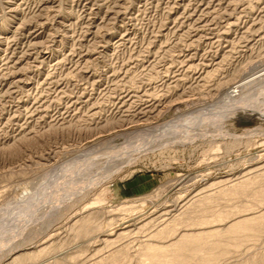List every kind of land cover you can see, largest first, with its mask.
I'll list each match as a JSON object with an SVG mask.
<instances>
[{
    "label": "rangeland",
    "instance_id": "obj_1",
    "mask_svg": "<svg viewBox=\"0 0 264 264\" xmlns=\"http://www.w3.org/2000/svg\"><path fill=\"white\" fill-rule=\"evenodd\" d=\"M259 193L264 0H0V264H149ZM207 244L264 264V223Z\"/></svg>",
    "mask_w": 264,
    "mask_h": 264
},
{
    "label": "bare ground",
    "instance_id": "obj_2",
    "mask_svg": "<svg viewBox=\"0 0 264 264\" xmlns=\"http://www.w3.org/2000/svg\"><path fill=\"white\" fill-rule=\"evenodd\" d=\"M109 150H111V149L109 148ZM116 150H119V152H122V153H123V151H125V150H122L120 148L114 147L113 151H115V152H113L112 154H115L116 152H118ZM243 188L244 187H242V189ZM237 189H238L237 187L233 188L232 190H229V192L235 193V191ZM236 192H238V190ZM254 196L259 197V198H261V197L264 198V194H261V193L256 194ZM263 223H264V208L262 210H260V212H258V213L256 212V213L246 214V215H244V217L242 219L232 220L229 223H227L225 226H223V228L222 227L220 228V226H218V227H216V226L205 227V228L199 227L200 225L205 224V223H202V219L199 218L198 220L195 221V223L193 222V225H196L197 228H195V229L189 228V229L183 230L182 232H180V234L178 233L179 235L177 237H174V239H172L171 241L166 242V243L163 242L164 244H154V243L153 244L149 243V245L147 244L145 255L148 257V259H150L149 264H192V262H196V261H201V262L216 261L218 259L217 256L213 255V253L211 252V249L208 248V247H210L207 244V238L209 236L219 235L220 233H222V231L227 232V233H239L243 230H248V229L260 230L263 227ZM190 224H192V223H190ZM193 225H191V226H193ZM177 231H179V230H177ZM202 241L204 242V244L200 245L202 243ZM206 253L210 254V255L209 256L204 255ZM25 254H27V253H24V255ZM30 254H32V253H30ZM24 255L22 253L21 255L14 256L13 262H18V261L25 259ZM37 256H38V254H37Z\"/></svg>",
    "mask_w": 264,
    "mask_h": 264
}]
</instances>
